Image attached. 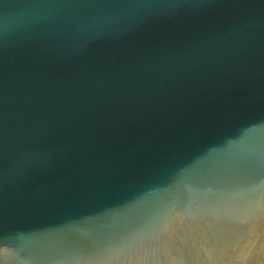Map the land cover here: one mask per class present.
Wrapping results in <instances>:
<instances>
[{
    "label": "water",
    "instance_id": "1",
    "mask_svg": "<svg viewBox=\"0 0 264 264\" xmlns=\"http://www.w3.org/2000/svg\"><path fill=\"white\" fill-rule=\"evenodd\" d=\"M0 264H264V0H0Z\"/></svg>",
    "mask_w": 264,
    "mask_h": 264
}]
</instances>
